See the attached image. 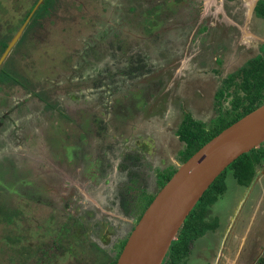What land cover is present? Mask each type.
I'll list each match as a JSON object with an SVG mask.
<instances>
[{
    "label": "flooded vegetation",
    "instance_id": "flooded-vegetation-1",
    "mask_svg": "<svg viewBox=\"0 0 264 264\" xmlns=\"http://www.w3.org/2000/svg\"><path fill=\"white\" fill-rule=\"evenodd\" d=\"M39 1L33 0L29 9L24 11L26 13L21 21L20 2H18V9L14 10L13 0H0V58ZM61 1L63 0L49 1L52 5L48 6L49 11L41 18L38 19L37 17L38 20L31 32L33 33L32 37L29 35L31 33L26 31L33 19L36 18L37 12L39 10L41 12L40 7L45 5L46 0H43L31 16L21 38L18 39L0 66V71L4 69L18 73L16 81L8 78V76L4 81H0V161L4 160L1 156L3 147H20V40L24 35L26 36L25 39H32L44 32H47L45 33L46 36L47 34L53 35L55 31L57 34L60 23L65 24L63 21H68L66 22L68 24L78 17L81 18V16L74 15V12H79L80 8L86 9L89 3L88 0H73L76 6L73 7V10L71 7L66 15H62L60 8H57V3ZM113 5L114 11L110 16L105 13L104 5L97 11L93 9L90 11L88 18L96 20V26L92 25L91 28L88 27L89 19L87 16H82L87 20L84 23L86 28L93 29V34H97V40L92 39L94 40L92 44L95 45L96 42L99 53L96 56L97 60L101 61L103 57L104 39H107L105 46L116 49V51L123 49V41H120L119 38L121 29H125L123 36L131 44H137L133 39L137 35L145 37V42L150 44L147 56L159 55L160 64L163 65L159 69L160 74L164 76L163 85L155 79H152L150 83L147 81L152 72L149 68H153L154 60L148 61L149 57L144 58V54L136 55L134 59L124 61L121 65L123 68L114 67L109 75H106L103 70H97L96 76L90 74L89 67L94 66L93 59L88 64L82 61L83 64L77 77L80 81L78 85L81 84L82 86L83 83H89L98 87L105 86L104 89L110 87V91H108L111 94L115 88L112 89V86L119 82L122 75L125 79L134 82L131 84L132 86L141 85L142 88L144 85L148 86L144 93L151 94L155 89L152 95L156 97L157 92H161V95L157 96L158 100L163 97V91H159L160 86H164L166 83V88L177 84V93L183 97L191 88V91H194L188 97L187 109H185L184 103L180 104L181 111L184 112L178 126L188 114L196 118L191 108L197 105L196 100H194L196 97L203 98L205 96L204 92L201 93L203 91L201 84L212 82L210 99L213 105L211 107L209 105L203 106L205 109H201L202 112L210 115L199 120L210 123L221 114V111H226L228 106L231 107V102L236 93H244L241 87L244 71L241 69H244L250 60L264 56V0H114ZM22 7L25 8L24 4ZM58 11L59 17H56L55 14ZM105 24L109 25L108 29H106ZM32 49L34 50L35 47ZM152 50L153 52H151ZM92 54L93 51L90 55ZM83 57L87 58L86 55ZM64 73L66 74L64 75ZM71 74L72 72L70 70L67 72V69L61 72L64 82L69 87H75L77 85H73ZM140 81L141 83H137ZM77 88L79 87L77 86ZM10 89H15L16 94L10 93ZM118 89L120 88L118 87ZM118 89L116 91L119 93L116 96L123 93V97H125L124 91L120 92ZM219 92H222L221 96H219ZM198 93L201 95L198 96ZM134 94L130 96L128 93L127 99H134L140 105L142 101H139V94L136 95V92ZM97 95L103 97L100 105L99 103H89V98L78 97L77 101L79 102L76 103L66 100L65 103L69 102L67 105L68 113L63 111V115L68 117L72 111L80 108L78 111L82 110V112L79 115L81 114V117L85 118L83 115L88 116L86 109L89 106H94L92 108L98 110L95 113L93 127L97 129L96 135L99 131L103 142L100 145L101 148L98 147L99 150L96 151L97 155H93L94 159H98L94 163L96 168L92 170L93 173L89 175L86 169L81 170L76 164L73 167L67 164L71 162L73 157L77 159L79 156L80 158L83 157L84 160L87 159L84 157L86 152L89 153L87 149L78 148L79 145L75 144L74 147L69 146L70 148L66 147L64 151L61 150L63 153L60 154L59 148L49 147L51 156L58 157L60 155V159L63 157L64 163L68 166L66 169L51 160L48 161L50 165H53V171L56 175L54 178L61 186L57 188L59 192L53 193L54 195L50 194L49 198L62 195L66 204L68 196L65 194H72L67 201V207H63L66 212L65 220L61 221V224H59V220L55 221L53 225L56 228H53V231L48 230L49 235H44L45 237L49 236V238L53 237L52 241L55 243V247L61 246L65 250L63 257H60L62 261L64 260V264H73L75 259L78 263L84 262L88 258L86 255L92 252L93 247L101 248L99 243L107 240L114 250L112 256L118 254L122 242L127 241L138 222L137 215L133 212L134 204L144 197L143 192L146 191L148 194L157 191L160 172L171 166H178L184 149L183 147L179 151L177 157L172 156L171 160L156 155L157 163H155L153 174L149 176L148 170L152 168L149 162L153 159L151 157L152 152L155 151L156 154V147L160 144L159 138L154 135L147 137L144 133L138 134L134 130L122 133L123 136H121L117 129V135H115L113 131L116 128L113 124V118L107 117L111 115L113 105H110V99L105 98L106 92L103 91V96L102 92H98ZM119 98L121 100L122 95ZM35 99L37 104H43L39 96H36ZM58 100L60 99L58 98ZM152 103L154 102L150 101L145 109L148 112L153 111L151 117L164 109V105H160V103L149 110ZM203 103L200 100L198 105L201 106ZM25 108L26 104L22 102L21 109L24 110ZM104 132L107 137L104 136ZM111 136L112 138L109 139ZM140 138L145 139L143 142L137 143L138 140H142ZM18 164L19 162L15 161L14 166L17 167V170L20 168ZM3 174L0 164V182H2ZM5 174L7 175L8 172L5 171ZM30 178L27 180L30 183L29 186L21 187V189L36 193L40 189V177ZM87 179L92 181L90 184L96 183L100 189H103L101 200L103 201L104 198L106 200L103 204L96 198H92L88 190L84 189L87 187V184L85 185ZM17 180V184L20 185V179ZM112 182L116 183V191L107 192L104 184ZM16 192L18 193L19 189ZM2 194L3 192L0 191V204L5 201ZM38 194L40 195V193ZM86 200L93 201L96 206L101 207V210L95 211L85 207L83 202ZM127 200L131 201V206H127ZM20 206V210L23 212L24 204H20ZM244 220V216L237 218L229 225L226 231L227 235L223 234L220 237L217 242L216 255L213 258L214 264H260L261 258L264 257V225L262 226L260 218L254 219L252 224H250L251 220L248 221L246 226H244ZM95 221H97L98 226L92 227L91 225ZM22 236L23 234L20 233V237ZM73 246L78 247L77 250L80 252L74 254ZM43 253L44 251L41 250L38 252L42 259L45 257ZM105 255L100 258L105 259ZM23 256L29 258L28 255ZM94 260L97 262L96 259Z\"/></svg>",
    "mask_w": 264,
    "mask_h": 264
},
{
    "label": "rangeland",
    "instance_id": "rangeland-1",
    "mask_svg": "<svg viewBox=\"0 0 264 264\" xmlns=\"http://www.w3.org/2000/svg\"><path fill=\"white\" fill-rule=\"evenodd\" d=\"M88 1L89 3L87 4L86 9L80 8L79 12H74V15L81 16V18L78 17L76 20L70 21L68 24L66 23L68 21H63L65 24H59L57 34H55V31L53 32V35L49 34L47 36H42L45 40H41L40 44H37V39L35 38H27L25 44L20 46L22 48V50L20 48V57L23 58L22 61L20 60L21 65L23 66L21 71H25L23 73L26 75L27 79H36L37 85L40 86V90L48 89L49 95H55L53 100L54 106L47 108L44 102V105L42 103L37 104L34 96L35 90L32 89L33 86H30V88H23V86L20 85V147H3L1 151L2 159H4L3 161H0L1 168L4 174L5 171L8 172L7 175L3 174V177H1L2 182H0V191L3 192L2 198L7 200L8 203L11 202V204L15 206L19 205L20 207V204H24L23 226H19L16 234L17 236L19 235L20 238V233H22L23 236L19 239V244L30 247L31 251H33L32 254L28 255L29 258H26L23 255L20 256L24 261L23 263L20 261V264H47L49 261H51V264H64V260L62 261L60 258L61 256L63 257L64 251H62L59 246L55 247V243L52 241L53 237L49 238V236L45 237L44 235H49L48 230L53 231V228H56V226L53 225L55 221L57 222L59 220V224H61V221L65 220L66 212L63 207H67V201L72 194H65L68 196L66 204L64 202L65 198L62 195L55 198H49L50 194L52 195L55 192H59L57 188H60L61 186L54 178L56 175L53 171V165H50L48 161L51 160L55 164L65 167L66 169H68V166L72 165L73 167L76 164L81 170L86 169L89 175L90 173H93L92 170L96 168V164L94 163L98 159H94L93 155H97L96 151L99 150L98 147H100L103 142L99 131L98 135H96L97 129L93 127V122L95 123V113L98 110L96 108L93 109L92 107L94 106H89L86 109L88 116L83 115V117L86 118L85 119L81 117V114L79 115L82 110L78 111L80 108H77L67 117L63 114L65 112L68 113L67 105L69 102H79L77 101V98L83 97V99L89 98V103H99L100 105L103 97L101 98V96H98L97 94L98 92H102L103 96L104 91L106 92L105 98L107 100L110 99L109 103L110 105H113L111 115L107 117L113 118V124L116 128L113 131L115 135H117L118 129V133L121 134V136H123L122 133H127L132 130L136 131L138 134L144 133L147 137H152V135L157 136L160 144L156 147V154L155 151H153L154 153L152 152L151 157H153V159L149 162L152 168H149L148 170L149 176L153 174V169H155V163H157L155 159L156 155L163 159L171 160V157H177L179 151L184 147V143L176 134V129L179 127L178 124L181 122L184 112L181 111L180 104L184 103L185 109H187L188 97L194 91H191V88L183 97L177 93V84L166 88V83V85L160 86L159 91H163V97L161 100H158L157 96L159 97L161 92H157L156 97L152 95L155 92V89H153L154 92L151 94L144 93L148 86L144 85L143 88L141 85L132 86L131 84L134 82L125 79L122 75L120 76L119 82L112 86V89L113 87L115 88L111 91V94L109 93L110 87L104 89L105 86L98 87L89 83H83L82 86L81 84L78 85L80 81L77 77L79 76L83 62L88 64L93 59L94 66L89 67L90 74L96 76L97 70H103L106 75H109L112 73L114 67L117 69H119V67L123 68L121 66L123 65L122 63L126 60L134 59L136 55L144 54L145 58L150 46L148 42H145V37L139 35H137L136 38H133L137 44H131V42L123 36L125 29H121L119 39L120 41H123V49L116 51V49L105 46L107 39H104L103 57L101 61L97 60L96 56L99 54L96 47L97 45L96 42L94 43L95 45L92 44L94 40H97V34L94 35L93 29H89L92 25L96 26V20L90 19L88 16L92 9L97 11L103 5L105 6V13L110 16L114 11V0ZM18 2H20L21 20L26 13L24 11L29 9L33 0H13L14 10L18 9ZM23 4L25 8L22 7ZM76 4L77 7H79L78 3ZM75 6L73 0H63L58 3L57 8H60L62 15H66V11L68 12L71 7L73 10V7ZM6 11L7 9L5 12ZM82 16H87V19H89V28H86L84 23L87 20L82 18ZM105 27L108 29L109 25L105 24ZM45 33L47 32H44L43 34ZM29 35L33 37L32 34ZM93 38L95 39L92 40ZM30 47H35V49L31 51L29 50ZM92 51L93 54L90 55ZM151 52H153V50ZM83 55H86L87 58H84ZM147 57H149L148 61L152 59L154 60L153 68H149L152 72L147 81L150 83L152 79H155L159 84L163 85L162 82H164V76L160 74L159 70L163 65L160 64L159 55H150ZM38 61L39 65L34 69V63L37 64ZM233 66H235V63H233ZM64 69H67V72L68 70L72 72L71 76L73 77V85H77L79 88H77V86L69 87L66 82H64V77L61 75V72L64 71ZM122 73L123 72L121 71V74ZM65 74L66 73H64V75ZM106 75H104V77H106ZM137 83H141V81ZM201 85L203 88L201 93L204 92L205 96L203 98L196 97L194 100H196L197 105L192 107L191 110L196 118L205 119L204 117H207L210 114L208 115V113L202 112L201 109H205L203 106L207 107L209 105L211 107L213 105L211 104L212 100L210 99V91H212L213 84L211 82L209 84L204 83ZM118 87L120 89H118ZM117 89L120 90V92L124 91L125 93V97H123V93H121V100H119L121 95L116 96L119 93L116 91ZM135 92L136 95L139 94V101H142L140 105H138L134 99H127L128 93L132 96L135 95ZM10 93L16 94L15 89H10ZM199 95L201 94L198 93V96ZM58 98L60 99L57 101L59 104L55 101ZM66 100L69 102L65 103ZM200 100L204 102L201 106L198 105ZM150 101L154 103L150 105L149 110L155 108V105L158 106L160 103V105H164V109L160 113L151 117L153 111H145ZM22 102L26 104L24 110L21 109ZM104 136L107 137L105 132ZM111 138L112 136L109 137V139ZM140 139L142 140H138L137 143L143 142L145 138ZM75 144L79 145L78 148L83 150L87 149L89 153L86 152V154H84V157H87L85 160L83 157L80 158L77 156V159L73 157L71 162L67 163L68 166L64 163L63 157H61V159L60 155L58 157H53L51 156V151H49V147H57L61 154L63 153L61 150L64 151V149L69 146L74 147ZM15 161L19 162L18 165H20V168L18 170L17 167L14 166ZM30 177H40V189L37 190L36 193H30L21 189V187L25 188L26 186H29L30 183L27 182V180L31 179ZM18 178L20 179V185L17 184ZM86 181L87 183H85V185L87 184V187L84 189L88 190L89 195L92 198H96L101 204H103V202L106 201L105 198L103 201L101 200L103 189H100L96 183L90 184L92 182L90 179H87ZM225 183V193L214 203L211 211L212 218L219 220L218 229L206 232L202 237L195 241L185 264H214L213 258L216 255L217 242L221 237L220 235H223L226 226L240 216L245 217L248 215L247 206L244 201L249 197L248 191L250 188L238 184L231 170L228 171L225 177ZM104 185L107 192L110 190L114 192L116 191L115 182ZM17 189H19L18 193L16 192ZM253 189L251 197L257 193V190L254 187ZM38 193H40V195ZM142 194L147 196L146 191ZM25 195H30L31 198L29 199L28 196ZM89 195H87L88 198H90ZM242 199L244 200V204H241ZM83 203L85 207H89L95 211L101 210V207L96 206L93 201L86 200ZM261 215L262 213H259L256 218H260L264 221V218L260 217ZM249 219H251V217H249ZM91 226H98L97 221ZM9 228L11 227L0 224V264H11L13 261L11 256L14 253L11 251L10 246H8L9 243L7 240V237H9ZM20 228L22 230H20ZM99 244L101 248L97 249L96 247H93L92 252L89 255H86L88 258L84 260V262L78 263L75 259L72 263L99 264L98 259H100L101 263L100 257H103L105 254V260L108 261L112 256V253H114V250L110 247L108 240L103 243L100 242ZM49 245L52 246V253L49 252L45 254L44 259H42L38 255L36 249L44 251ZM9 249L10 252H12L10 255H8ZM94 259H96L97 262H95Z\"/></svg>",
    "mask_w": 264,
    "mask_h": 264
},
{
    "label": "trees",
    "instance_id": "trees-1",
    "mask_svg": "<svg viewBox=\"0 0 264 264\" xmlns=\"http://www.w3.org/2000/svg\"><path fill=\"white\" fill-rule=\"evenodd\" d=\"M49 1L52 2L53 0H46L45 5H42L40 7L41 12L40 10L37 12L36 18L33 19L26 31L27 33H31L35 27L36 21L41 18L46 12L49 11L48 6H50V4L52 5V3H49ZM58 14L56 13L55 16L59 17ZM31 34L33 35V33ZM44 35L45 34L40 35L41 37L35 36V39H37V44H40L41 40H45L44 38H42V36ZM25 37L26 36L24 35L23 38L20 40V46L22 44H25L27 39H25ZM30 50L32 51L33 49L30 47ZM20 60L22 61L23 58L20 57ZM21 61L20 85L23 86V88H30V86H33L32 89L35 90L34 96H39L41 101L45 103L47 108L53 107V100L55 95H49L48 89H46L47 91L45 89L40 90V86L37 85L36 79H27L26 75L23 73L25 71H21L23 67L21 65ZM38 65L39 61L37 62V64L34 63V69ZM241 71H244V79L241 84L244 93H236L233 101L231 102V107L228 106V109H226V111H221V114L214 118L210 123H205L199 119L194 118L191 114H188L183 119L182 123L179 125L177 129V134L180 140L184 143V149L180 159L181 162L187 160L200 147H202L211 138L221 132L224 128L228 127L233 122H235L245 114L249 113L250 111L254 110L255 108L264 103V56H259L250 60L244 66V69H241ZM17 75L18 73L16 71H7L3 69L0 71V81H4L7 76L8 78L16 81ZM227 85L230 86L229 83H227ZM221 95L222 92H219V96ZM55 101L57 102L58 99H56ZM263 164V143L258 147H255L251 151L242 154L239 158L232 162L205 191L204 195L201 197L199 202L188 215L184 224L178 232L177 238L173 240L163 264H185L189 254L191 253L192 246L195 241L202 237L206 232L217 229L219 225V220L216 218H212L211 211L214 203L219 199L222 194L225 193V177L228 171L231 170L233 172V175L239 184L249 186L254 182V180H256L259 175L262 174ZM176 169L177 166H171L168 169L161 171L159 175L160 179L157 191L154 193L147 194V196L144 195L141 200L139 199L137 203L134 204L135 209L133 212L136 213L137 220L141 218L145 209L151 203L156 193L172 177ZM28 197L31 198L30 195ZM130 202V200L126 201L127 206H131L132 203ZM20 209L21 206H15L11 204V202L8 203L7 200L2 201V203L0 204V224H4L12 228V232L11 228H9V237H7L9 243L8 246H10L11 251L14 253L11 256L13 260L11 264H20V261L23 263L24 261L20 258V256L30 255L33 253L30 247H27L25 245L20 246L19 239L21 237L19 238L16 234V232H18L17 229L19 228V226H23L22 221L24 220V212H22ZM20 230L22 229L20 228ZM125 243L126 241L122 242L118 254L110 257L108 261L101 258L100 263V259H98L99 264H116L117 259ZM51 247L52 246L49 245L44 250L43 254H47L49 252L52 253ZM59 247L62 249L61 246ZM73 248L74 254L80 252V250H77L78 247L73 246ZM36 250L39 252V249ZM62 251H64L65 253L64 249H62ZM12 252H10L9 249L8 255H10V253ZM47 264H51V262L49 261L47 262ZM260 264H264V257L261 258Z\"/></svg>",
    "mask_w": 264,
    "mask_h": 264
},
{
    "label": "water",
    "instance_id": "water-1",
    "mask_svg": "<svg viewBox=\"0 0 264 264\" xmlns=\"http://www.w3.org/2000/svg\"><path fill=\"white\" fill-rule=\"evenodd\" d=\"M42 2L37 3L9 42L0 66ZM263 141L264 103L224 128L187 160L179 162L172 177L136 223L116 264H163L173 240L205 191L232 162ZM248 221L244 220V226Z\"/></svg>",
    "mask_w": 264,
    "mask_h": 264
},
{
    "label": "crops",
    "instance_id": "crops-1",
    "mask_svg": "<svg viewBox=\"0 0 264 264\" xmlns=\"http://www.w3.org/2000/svg\"><path fill=\"white\" fill-rule=\"evenodd\" d=\"M251 185L246 186V187L250 188V190L248 191L249 197L245 201L243 199L241 201V204L242 203L244 204V202H245V205L247 206L248 215L246 216L247 218L245 217V219H249V217H251V219H249V222L251 220L250 224H252V221H254V219H256V216H258L259 213H262V215L260 217L264 218V215H263V212H264V164H263L262 174L259 175ZM241 186H244V185H241ZM253 187L257 190V193L253 197H251L253 190H254ZM230 223L224 229L223 234H226V231H227ZM261 223H262V225H264L263 220ZM217 229H218V227H217ZM217 229H215V230H217ZM220 236H222V235H220Z\"/></svg>",
    "mask_w": 264,
    "mask_h": 264
},
{
    "label": "built area",
    "instance_id": "built-area-1",
    "mask_svg": "<svg viewBox=\"0 0 264 264\" xmlns=\"http://www.w3.org/2000/svg\"><path fill=\"white\" fill-rule=\"evenodd\" d=\"M263 144H264V141H263Z\"/></svg>",
    "mask_w": 264,
    "mask_h": 264
}]
</instances>
